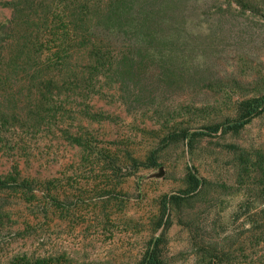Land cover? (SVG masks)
I'll list each match as a JSON object with an SVG mask.
<instances>
[{
    "label": "rangeland",
    "instance_id": "374dc122",
    "mask_svg": "<svg viewBox=\"0 0 264 264\" xmlns=\"http://www.w3.org/2000/svg\"><path fill=\"white\" fill-rule=\"evenodd\" d=\"M129 1L158 2L166 29L131 32L55 117L0 132V172L15 158L30 182L0 190V264H264V112L227 127L264 98V0Z\"/></svg>",
    "mask_w": 264,
    "mask_h": 264
},
{
    "label": "trees",
    "instance_id": "16d2710c",
    "mask_svg": "<svg viewBox=\"0 0 264 264\" xmlns=\"http://www.w3.org/2000/svg\"><path fill=\"white\" fill-rule=\"evenodd\" d=\"M154 4L127 0L4 1L2 6L9 7L11 14L9 20L0 24V98L13 99L14 110L0 111V132L15 140V127L20 126L21 130L31 125L27 121L39 124L51 115L55 117L62 108L61 98L81 93L82 83L91 84L103 70L109 72L118 60L128 59V49L138 45L131 32L154 36L166 29V16L159 15L161 10ZM262 112L264 98L254 99L227 127L238 131ZM222 126L212 125L205 130L216 133ZM201 133L194 132L190 138ZM167 138L184 140L188 134L170 133ZM74 141L79 144L81 139ZM11 161L0 172V190L29 188L19 160ZM141 165H156L155 157ZM109 167L115 170V162L109 161ZM187 183L190 190L200 185L194 176L188 177ZM159 257L152 253L144 264H161Z\"/></svg>",
    "mask_w": 264,
    "mask_h": 264
}]
</instances>
